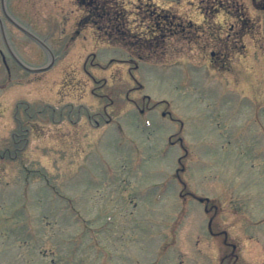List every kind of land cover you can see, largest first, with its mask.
Here are the masks:
<instances>
[{
    "label": "rangeland",
    "instance_id": "374dc122",
    "mask_svg": "<svg viewBox=\"0 0 264 264\" xmlns=\"http://www.w3.org/2000/svg\"><path fill=\"white\" fill-rule=\"evenodd\" d=\"M5 1L0 264H264V0Z\"/></svg>",
    "mask_w": 264,
    "mask_h": 264
},
{
    "label": "flooded vegetation",
    "instance_id": "af4514ba",
    "mask_svg": "<svg viewBox=\"0 0 264 264\" xmlns=\"http://www.w3.org/2000/svg\"><path fill=\"white\" fill-rule=\"evenodd\" d=\"M97 0H80V4H81V7H85V9L86 8H88V7H90V9H94V10H98L99 8L98 7H95L94 6V4H95V2H96ZM103 9V8H102ZM88 11V10H87ZM87 11L85 12V17H87L88 16V14H87ZM93 15H95V14H93V13H91L90 14V16L92 17ZM83 20V19H82ZM88 20V17L85 19V23H86V21ZM3 23H4V25L6 26V25H12L11 24V22H10V20L8 19V18H3ZM84 23V24H85ZM75 33L76 34H78L79 33V30L78 29H76L75 30ZM9 39H10V41H9ZM11 37L9 36V35H7V39H6V41H4L3 40V45L5 46V49L6 50H8L9 52H10V42H11ZM3 48V47H2ZM0 53H1V58H2V60H3V63H4V65H5V69H6V73H7V76L10 74V72H9V68H8V66L6 65V56H5V54H4V49H2L1 51H0ZM11 53V52H10ZM11 55H12V53H11ZM212 55H214V53H212ZM12 58H13V60L20 66V64L18 63V58H16V56H14V54L12 55ZM21 67V66H20ZM22 68V67H21ZM9 77V76H8ZM149 101V100H148ZM161 104V103H160ZM134 105L135 106H138L139 104L136 102V101H134ZM154 105H147L146 103H145V101H144V99L142 100V106H141V108L140 107H137V109L140 111V112H151L153 109H154ZM167 115H168V113L164 110L163 112H161V116L163 117V118H165V117H167ZM170 118V120L172 119L171 117H169ZM171 121H173V119L171 120ZM105 123L106 124H110L111 123V118H109V117H107V119L105 120ZM180 124L182 125V123L180 122ZM180 125V126H181ZM97 126H99V124H97ZM178 141H180L181 142V138L180 137H178Z\"/></svg>",
    "mask_w": 264,
    "mask_h": 264
}]
</instances>
